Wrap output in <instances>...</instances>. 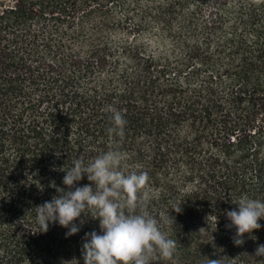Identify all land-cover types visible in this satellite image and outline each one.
<instances>
[{
  "label": "trees",
  "instance_id": "16d2710c",
  "mask_svg": "<svg viewBox=\"0 0 264 264\" xmlns=\"http://www.w3.org/2000/svg\"><path fill=\"white\" fill-rule=\"evenodd\" d=\"M109 149L176 241L152 264H264V219L240 246L226 227L264 199V0H0V264H84L98 220L40 232L36 207Z\"/></svg>",
  "mask_w": 264,
  "mask_h": 264
},
{
  "label": "clouds",
  "instance_id": "9594fccd",
  "mask_svg": "<svg viewBox=\"0 0 264 264\" xmlns=\"http://www.w3.org/2000/svg\"><path fill=\"white\" fill-rule=\"evenodd\" d=\"M109 111V133L122 135L126 120L120 111ZM125 159V153L117 149L104 151L87 164L74 159L62 169L65 187L53 183L57 195L36 207L40 232L58 224L67 229L65 236L69 237L80 231L85 217L98 220L99 233L93 230L84 236V264H152L154 257L170 260L176 251V241L161 230L158 220L146 211H137L140 196L148 199L149 176L145 171H126ZM85 175L91 183L78 186ZM234 204L235 209L226 211L230 221L226 227L235 229L233 243L240 246L244 234L261 227L258 221L264 219V199L243 196ZM254 256L264 257V244L257 246ZM208 264H219V260L208 259Z\"/></svg>",
  "mask_w": 264,
  "mask_h": 264
}]
</instances>
